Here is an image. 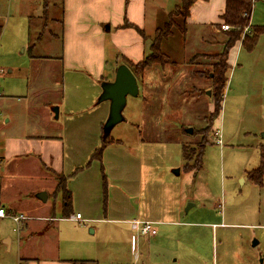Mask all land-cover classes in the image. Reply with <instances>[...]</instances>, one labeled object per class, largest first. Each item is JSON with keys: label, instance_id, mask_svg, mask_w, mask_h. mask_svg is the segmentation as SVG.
Returning <instances> with one entry per match:
<instances>
[{"label": "rangeland", "instance_id": "374dc122", "mask_svg": "<svg viewBox=\"0 0 264 264\" xmlns=\"http://www.w3.org/2000/svg\"><path fill=\"white\" fill-rule=\"evenodd\" d=\"M157 1L156 26L163 29L179 0ZM48 3L44 15L40 0H0V156L7 139L61 135L65 175L83 169L67 180L69 217L79 213L82 219L62 216V193L43 189L47 183L41 169L20 168L25 178L16 189L36 192L28 198L17 193L33 210L43 206L36 193L46 192L50 216L59 221L53 227L56 237L27 240L23 249L17 242L24 231L10 219L0 220V264H26L21 255H31L37 264H264V171L259 183L248 177L260 167L264 146V33L251 51L240 43L230 51L221 110L212 125L211 83L188 75L210 70L202 65L212 61L197 54L185 78L154 76L147 81L140 74L138 95L126 98L122 120L104 135L109 102L97 99L86 108L93 85L81 72L64 68L61 2ZM71 4L69 0L68 26ZM174 21V36L160 49L181 63L182 20ZM250 25L264 27V0L253 1ZM153 29L146 36L153 37ZM114 67L108 58L105 70ZM48 104L53 117L58 109L62 130H43L48 128L43 109ZM49 124L53 126L51 120ZM215 130L221 133V146L215 144ZM103 139L121 144L108 145L97 160ZM203 144L201 169L185 170L182 146L188 147V165L194 167ZM133 219L156 222L157 235L137 236L128 225Z\"/></svg>", "mask_w": 264, "mask_h": 264}, {"label": "crops", "instance_id": "0c3cea01", "mask_svg": "<svg viewBox=\"0 0 264 264\" xmlns=\"http://www.w3.org/2000/svg\"><path fill=\"white\" fill-rule=\"evenodd\" d=\"M67 2L69 0H66L65 11V0L63 1L64 18L61 23L63 26L61 41L62 49L64 46V56L61 58V61L66 70L81 72L89 79L88 84L90 83V86L93 85L91 95L89 98L87 96V102L89 104L86 107L87 109H91L101 94V83L112 82L119 65H126V62H131L132 64L139 63L149 52L150 41H145L135 30L122 28V26L125 23L132 24L141 29L145 36L148 28H154L153 30L155 31L157 29L155 14L160 2L157 0H71L72 4L70 6L72 7L73 17L70 26L67 25V19L70 15ZM167 6L168 4L165 3V9ZM224 7L225 0L196 1L191 6L189 16L186 20L185 34L182 38H179L182 43L180 47V53L183 58L182 62H175L168 55L172 64H167L163 67L154 64L146 68L142 72L144 79L151 81L154 76L163 77V80L167 78H185L187 77V71L189 72V69L192 67L190 60L194 56L197 54L200 56L219 54L223 49L222 44L225 42L226 37L224 36V32L220 28L215 27V25L220 23V16L224 11ZM175 8L176 6L174 5V10ZM153 26H156V28ZM147 37L150 38L152 36L148 34ZM167 41L168 39L162 42L161 48L163 47V43H167ZM207 53H210V55H207ZM108 58H111L115 63V67L105 70L104 65L108 62ZM204 65H206V62ZM181 66H186V68L182 69ZM110 71L112 73L108 77ZM177 71V74L173 73ZM188 75L193 80H198L203 83L206 81L198 77V75H194L193 72H189ZM141 78L142 76L136 77L137 84ZM139 88L141 89L138 85V93ZM141 98L143 99L144 97L141 95ZM17 100L23 101L21 97H17ZM87 102L83 101V103ZM77 103L81 104L82 102L77 100ZM49 106L48 104L43 109L45 111L44 121L48 124L46 127L50 129L44 127L46 129L43 130H62L58 122L60 113L55 120L50 112ZM69 110H71L69 114H72L73 110ZM59 111H61V108H59ZM50 120L53 125L51 127H49ZM9 121L10 119L5 120V123ZM168 129L171 130L170 127ZM26 130L37 129L27 128ZM62 142L61 135L54 133L53 135L47 136L32 133L17 140L9 141L7 139L5 142L3 155L0 156V203L6 208L8 213L22 214L27 218V220L16 224L20 232L24 231L17 242L20 248L25 249L24 246H26V243L24 244L23 242L27 240L28 242H32L44 237V235L47 236L50 234L56 237L55 232L57 227L55 229L53 227L59 221H57L54 215L52 217L50 216L52 208L50 205L47 206V195L45 202L39 201L43 206H38L33 210H30L27 203L21 200L17 191L23 193L28 198L33 192H36V189L29 187L24 191L16 189V186H20L22 181H24L22 178H25L20 175L21 171H18L20 168L25 167L41 169L43 173L40 170L39 175L43 176L44 182L47 183L43 189L45 190V186H47L50 188V191H53L52 194L58 193L56 190L58 183L55 176H63L67 189L68 178L83 169L77 168L73 173L65 175L63 158L65 150ZM119 144H121L119 141H115L111 145ZM11 164H14L13 167L10 166ZM33 172L36 173V169ZM27 184L30 185L29 183ZM62 213L63 209L61 211ZM65 219L74 221V217ZM132 221L151 222L157 227L156 222L149 220L133 219L129 222L127 221L130 231L134 234L135 232L130 224ZM3 242L7 246H11L12 244L10 239H5ZM25 252L27 253V250ZM21 256L20 258L22 259L20 260L24 261L23 263H38V259H35L31 255ZM54 263L56 264V262L52 264Z\"/></svg>", "mask_w": 264, "mask_h": 264}, {"label": "trees", "instance_id": "16d2710c", "mask_svg": "<svg viewBox=\"0 0 264 264\" xmlns=\"http://www.w3.org/2000/svg\"><path fill=\"white\" fill-rule=\"evenodd\" d=\"M63 1L61 2V17H63L64 9H63ZM198 0H179V5L176 6L175 11H173L170 16V23L166 24L163 29H155L153 37L149 38L145 36L144 32L137 28L136 26L125 23L122 28H130L135 30L145 41H150L149 52L144 56L142 61L136 64H132L131 62H126V66L131 70L135 77H138L142 72L154 65L157 64L161 67L172 64L168 55L161 52L160 46L162 42L169 38L170 36H174L172 32V28L175 25V18H180L182 20L181 26H178L180 33L182 36L186 31V20L189 16V11L191 6ZM254 0H225L224 11L220 16V23L216 24L215 27L220 28L222 25H227L229 27V31L224 32V36L226 37L225 42L222 44V51L219 54L212 56H203L205 59L209 60L211 64L204 65V68H210V70L201 72H196V75L201 77L204 80H207L211 83V88L209 91L211 92V96L213 98V111L210 114L209 122L212 125L213 120L217 117L221 110V103L223 100V91L228 81L227 75L229 66V54L230 51L235 47L237 43H240L242 47L247 48L251 51L254 45L257 42L258 37L264 33V27L259 26H251L250 18L252 12ZM43 7V14L46 15L48 10V0H40ZM63 20V19H62ZM62 23V21H61ZM245 29L247 31L245 32ZM2 28L0 27V34ZM62 36V32H61ZM62 39V38H61ZM191 64V63H190ZM103 127V126H102ZM110 139H106L102 141L100 148L96 151V155L94 156L97 160L101 159L102 152L104 148L108 145L113 144ZM206 144H203L199 147V153L197 159L195 160L196 166L192 167L188 165V161L191 160L188 158V147L182 146V157L185 162L184 169H197L200 170L202 167V157L204 153V148ZM260 159L261 165L257 170H254L248 174V177L251 181L255 183H259L260 178L263 175L264 171V146L260 149ZM57 179V192L62 193L63 196V213L62 216L64 218H69L71 213V204H72V196L71 193L65 187V178L62 176H55ZM70 264H87V262L82 261H71Z\"/></svg>", "mask_w": 264, "mask_h": 264}, {"label": "water", "instance_id": "95a60500", "mask_svg": "<svg viewBox=\"0 0 264 264\" xmlns=\"http://www.w3.org/2000/svg\"><path fill=\"white\" fill-rule=\"evenodd\" d=\"M108 31V28H107ZM101 94L97 102L108 101L109 102V112L105 124L102 127V132L108 133L109 130L122 120L120 114L121 108L126 103V98L128 96L136 97L138 95V84L136 77L131 72V70L126 65H119L115 71V76L112 82H103L101 85ZM210 95V92H206ZM55 113L54 119L58 118V109L53 110ZM187 133L191 134L192 130H186ZM106 140V139H103ZM177 175L178 171H174ZM36 198L41 201H46V193L40 192L36 195ZM92 233V230H90ZM259 264H263L262 260Z\"/></svg>", "mask_w": 264, "mask_h": 264}, {"label": "built area", "instance_id": "2783aa9c", "mask_svg": "<svg viewBox=\"0 0 264 264\" xmlns=\"http://www.w3.org/2000/svg\"><path fill=\"white\" fill-rule=\"evenodd\" d=\"M220 29L224 32L229 31V27L227 25H222ZM247 29H245V32ZM213 138L215 140V144L221 146V133L219 130H215L213 132ZM0 219H10L13 223L19 224L25 220H27L26 216L22 214H12L8 213L6 208L0 203ZM82 218L79 214H76L74 220L79 222ZM132 229L135 234L141 237H154L157 234L156 225L151 222H140V221H132L130 222Z\"/></svg>", "mask_w": 264, "mask_h": 264}]
</instances>
